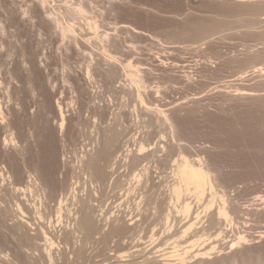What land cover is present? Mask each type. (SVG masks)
I'll return each mask as SVG.
<instances>
[{
    "label": "rangeland",
    "instance_id": "374dc122",
    "mask_svg": "<svg viewBox=\"0 0 264 264\" xmlns=\"http://www.w3.org/2000/svg\"><path fill=\"white\" fill-rule=\"evenodd\" d=\"M80 6L85 16H74L72 10ZM262 14L261 4L242 0H0V264H46L39 225L56 243L69 238L68 248L61 244L60 251L54 249L65 264L75 241L69 210L92 192L107 212L141 219L145 229L139 228L145 231L138 232L146 244H110L107 237L100 238L87 246L77 264H163L152 253L166 248L159 228L164 200L155 201L150 194L141 206L123 201L110 185H100L84 169L99 148L101 127L116 125L127 131L123 141L132 135L146 144L161 140L165 153L170 147L168 152L176 155L183 146L192 160L202 159L229 209L243 212L233 214L239 224L235 232L246 230L248 241L234 251V260L223 255L209 264H221V257L226 264H264V73L251 70L256 64L263 66L264 57L250 59L264 48V38L258 36L264 31ZM70 23L75 32L63 37L60 27ZM211 26L212 32L199 33ZM129 63L146 82V106L134 98L123 71ZM237 88L252 90L253 95H236ZM58 105L64 114L62 129ZM156 106L165 111L172 128L149 110ZM14 186L25 192H16ZM72 186L77 199L70 198ZM29 187L32 193L26 191ZM61 193L69 195L59 226L55 199ZM219 204L217 199L212 208ZM200 206L196 203L193 209L201 211ZM36 207L51 225L34 214ZM142 216L149 217L147 224ZM176 217L179 228L184 221ZM151 221L160 222L157 237L162 242L144 251ZM214 232L208 231L210 240Z\"/></svg>",
    "mask_w": 264,
    "mask_h": 264
},
{
    "label": "bare ground",
    "instance_id": "6f19581e",
    "mask_svg": "<svg viewBox=\"0 0 264 264\" xmlns=\"http://www.w3.org/2000/svg\"><path fill=\"white\" fill-rule=\"evenodd\" d=\"M242 1L243 2H250L252 4L256 3L258 5L261 4V6L264 7V0H242ZM41 2L45 3V2H47V0H41ZM77 8L78 9L76 10V12H74L76 8L74 9V11L72 10L73 15H74V13H76L75 15L78 14V16H79L81 14L82 16H85V15H83L85 13V10H84L85 7L83 8L82 6H80ZM70 14H72V13H70ZM262 17L263 18H261V16H260V20L263 21L264 20V14H262ZM57 22H58V20L56 21V23ZM57 24H59V23H57ZM90 25H92V24H90ZM58 26L60 27V25H58ZM211 27L209 29L208 28L203 29V30L201 29L200 30L201 32H199V33L207 34V32H212L214 30V28L213 27L211 28ZM60 29H61V32L63 33V37H64V35H67V34L69 35L71 32H73V33L75 32L74 31V25H72L71 23L69 25L67 24L65 27H63V26L60 27ZM95 30H97V29H95ZM93 33H95V32H93ZM258 36L261 37L260 39H263L264 38V31L259 33ZM105 51H107V50H105ZM263 57H264V48L262 50H260L257 54L251 56L250 59L254 61L257 58L262 59ZM110 58L113 59L114 57L110 56ZM263 66H262V64L261 65L256 64V65L252 66L251 70H253L252 71L253 73L257 72V73L263 74L264 73L263 72L264 71ZM123 71L125 72V74L128 78V81H130L131 87L135 90V91L133 90L134 93L136 94L134 98H136L138 103H141L142 106H146L145 101L143 99V92L146 89L145 80L143 79L142 76L138 75L137 72L136 73L134 72L133 65H131L130 63L128 65L123 66ZM235 93H236V95H241V96L253 95L252 90H246L244 88L243 89H239V88L235 89ZM58 108H59V113H60V117H61L60 128L62 129L64 126V114L62 112V108L60 105H58ZM145 108H147V107H145ZM149 110H152L154 113L157 114V116L159 115L160 117L159 116L158 117L160 118L161 121L164 120L165 121L164 123L169 122V118H168L167 114L165 113V111L162 110L161 108H159L158 106H156L154 109L149 108ZM121 113H123V112H121ZM123 115H126V113ZM123 119H125V118H123ZM100 120H101V118H100ZM110 122H112V121H110ZM151 123H148V124H151ZM164 123H161V124H164ZM139 124H141V123H139ZM120 125H122V124H120ZM165 125L167 127V124H165ZM129 126H133V125L130 124ZM169 126H170V128H172L171 123L169 124ZM118 127H117V125L116 126H106L103 129L101 127L102 130L100 129L101 132H100V134H98V136L100 135V137L98 138L99 139V141H98L99 142V148H97L98 150L95 151L96 153H93V154H95L94 156L92 154V157H89V160H86L87 162L85 164L84 169H86V171L89 172V174L91 175L93 180L96 181L97 183H99L100 185H102V186L107 185V187H108V185H110L111 188L114 189L113 191L114 192L116 191L115 194L118 193L121 196V198L124 199L123 201L126 200V202H128V200H133V201L137 202L135 204H137L138 206H141L142 205L141 203H143L146 200L148 201V196L150 194H151L150 197L151 198L154 197L153 199L155 201L159 200V202H160L162 199L164 200L163 212L161 211L163 217H162V220H159V219L158 220L162 221V225H161V227L159 226V228L163 229V231L161 232L163 234H162V237H160V239L164 237L161 240H164L163 246L164 245L166 246V248L163 249L161 247L160 249H163V252L164 251L165 252L167 251V252L164 254H163V252H161L162 254H160V249H158V251L155 250L156 252L153 251L154 253H152V255L154 254L156 256H154L152 258H157V259L160 258L161 260L159 259V261L160 262L163 261V264H172V263L173 264H189V263L209 264L208 262H212L210 260H214V258L216 259L217 257L223 256V255H229L226 258H230V260H234V256H235L234 251L248 241V239H247L248 236L246 237V235H245L246 230L244 231L245 233L242 232L241 230H239V231H241L242 233L238 232V231L235 232L236 231L235 227L237 226L238 223L236 222V219L233 216V214H235V216H236V213L240 214L242 211L238 207L237 208L240 211L237 208H232L231 210L229 209V207H231V206H228L227 202H229V201L225 200L226 198L224 196L225 195L224 193L220 194V190L218 192L217 187L213 183V180H211V176L209 175L207 168L204 166L205 163L202 161V159H200V158L196 159L195 158V160H192L190 158V156L187 155L188 153L186 154L182 151L184 149V148H182L183 146L181 147L182 150H178V154H176V155L173 153V151L168 152L169 150H171L170 147L168 148L169 150H167V152L165 153L164 151H166V150H164V147L161 146L162 145L160 142L161 140L159 141V143L155 142V144L154 143L146 144V142L139 141L142 137L139 139L138 136H136L137 138H135V136L132 135L133 137L131 136L130 139L128 138V140L127 141L124 140L125 141L124 142L123 139L125 137H127V135L124 136L125 133L123 134V132H127V131H125L126 129H123V131H121L122 129L120 130V128H118ZM161 138H163V137H161ZM147 140H149V139H147ZM147 143H149V142H147ZM177 143L178 142H176V144ZM179 144L180 143H178L177 146ZM96 145H98V144H96ZM93 148L95 149V147H93ZM178 149H179V146H178ZM176 151H177V148H176ZM54 157H55V155H54ZM50 161H52V160H50ZM52 166H53V164L50 166V171L52 170ZM31 181L32 180H30V182ZM35 181L36 180H34V182ZM53 183H55V182H53ZM38 184H40V183H38ZM43 184L44 183H42V185L40 184L41 187L43 186ZM45 184H47V183L45 182ZM99 184H98V186H99ZM30 187L26 188V191L27 190L30 191L31 190ZM22 188L23 187L18 188V190L25 192V189H22ZM103 188H105V187H103ZM14 189H15V186H14ZM93 189L94 188H92V190ZM16 190L17 189H15V191ZM44 190H46V189H44ZM107 190H109V189H107ZM94 191H95V189H94ZM48 192H49V190H48ZM76 192H77L76 188L73 187L72 190H70V192H69L70 196H71L70 198L77 199ZM100 192H102V190ZM57 194H55V195L57 196ZM47 195H49V193ZM67 195H69V194H67ZM67 195H64L61 193L60 196H58L55 199L56 202L58 201L57 205H56L58 208L56 207L57 210L55 212H56V222L59 224V226H60V221H61L60 219L64 215V214L61 215V212L63 213V211H62L63 204H65V201L68 202ZM87 195H88V197L86 196L87 198L79 199V202H78L79 207L76 206V207H78V208H76L77 210L75 209V207L72 206L73 207L72 208L70 206L71 210H69V211H73L72 216H73L74 225H72L73 230L71 229L72 230L71 232L68 230V232L73 234L72 237L75 238V241L77 238V242H75L73 240L74 245L70 246V247H72L71 254L73 257L71 255H69L72 257L70 260L68 258L69 256L67 257V255H65L67 257V258L64 257L65 258V260H64L65 264H77V262L79 263V260L82 259L83 255H85V253L87 252V248H88L87 246L91 245V247H92V244L97 242L95 240H97V239L100 240V238L103 239L104 237H107L110 240V241H108V243H110V244L111 243L112 244L113 243L119 244L118 242L125 244V243L129 242V240H130L129 243H131V244L136 243L135 247L136 246L138 247L139 244H141V245L146 244V242L144 240H142L143 238L139 237L140 236L139 234H141L142 231H145V230H143V229H145L144 226L141 227L143 225V224H141L142 223L141 219L140 220L137 218L135 219L134 218L135 216L131 217V214H130V218L128 217L129 215L128 216L126 215L128 218L126 216H125L126 218H124V217H122V216H124V214L123 215L120 214L121 211H119V212L116 211V213L114 211L113 213H110L111 211L109 209L110 212H107L105 210L106 207H104L105 205L103 203L100 204L101 200L99 201L98 199L94 198L95 195L93 196V192L91 194H87ZM98 195H101V193H99ZM104 195H105V193H104ZM41 196H42V194H41ZM48 197L46 199L48 201H51V200H49ZM217 199L220 201V204L213 209L212 208L213 203ZM193 201H195L194 202L195 204L198 203L199 205H202L203 209L201 211H199V209L194 210L193 206H195V204L192 205ZM126 202H124V203H126ZM41 203H42V201H41ZM46 203H45V205H46ZM72 203H73V201H72ZM117 204H118V202H117ZM22 205H23V203H22ZM74 205H75V203H74ZM159 205H161V204H159ZM159 205H158V207H159ZM17 206H19V205H17ZM33 206H34V204H33ZM202 206H200V208ZM37 207L34 210L35 211L34 214H36L37 216L39 215L38 217H40L42 215V213L38 212ZM43 207H41V208H43ZM68 207L69 206H67V208ZM133 208H134V206H133ZM149 208H150V206H149ZM19 209L22 211L20 206H19ZM23 209H24V207H23ZM73 209H75V210H73ZM116 209L120 210L118 208H116ZM130 209H132V208H130ZM156 209L158 211L159 208H156ZM31 210H32V208H31ZM63 210H64V207H63ZM140 211H141V209H140ZM209 211H211V212H209ZM44 213H46V212H44ZM139 213H141V215H142V212H139ZM68 214H70V212H68ZM154 214H156V210H155ZM244 214H245V212H244ZM244 214H243V216H245ZM246 215H247V213H246ZM158 216H159V214H158ZM176 216H179L180 218H182L181 221H184V223L181 227L178 226L179 228H177V225H176L177 224L176 223L177 220L175 221V219L177 218ZM45 217H47V216H45ZM70 218H72V217L70 216ZM143 218H144V221L146 222V220H145L146 217H143ZM148 218H146V219L149 220ZM159 218H160V216H159ZM42 219H43V215H42ZM64 219L65 218H63V220ZM126 219H129V220H126ZM154 219H156V218H154ZM237 219H239L238 216H237ZM45 220H47V218ZM45 220L43 219L42 221L44 222ZM147 222H146V224H147ZM26 223L29 224V222H26ZM46 223L51 225V223H52L51 219L47 220ZM70 223H71V221H70ZM42 224H44V223H42ZM68 224H66V225H68ZM139 224H140V226H139ZM158 224H160V222ZM158 224L156 222H152L151 224H149L150 242L147 244V246L144 247L145 248L144 251H146V247H150V246L153 247L152 245H153V243L156 244L155 243L156 241L159 243L162 242V241L160 242L158 240L159 237H157L158 235L161 234L160 231L158 230ZM38 227H40V229H38L36 226L37 230L40 231V232L38 231V234H40L42 237V240L41 239L40 240H41V242L42 241L44 242V249L42 251V253L44 252V255L42 258L45 259L46 264H60L61 263L60 258L58 259L54 255V249H58L60 251V247L63 244H64L63 245L64 247H62V248L64 250H65V248H68V246L71 245V243H69V241H68L69 238L65 239V240H63V238H62L61 243H60V241H59V243H56V241H54L53 237H51L50 232H48V230L45 229L43 225L42 226L39 225ZM139 227L143 228V229H140ZM138 228L141 230V232L139 230L140 233L138 232ZM211 229H214V231H215L213 234L212 240H210L211 239L210 237H212V236L211 235L209 236L207 234L209 230L211 232ZM158 231L160 234L158 233ZM135 232H136V235L138 233L137 236L135 235L136 237H139L138 239L134 238L135 236L134 237L132 236L135 234ZM66 233H67V231L65 232V234ZM229 233L232 235L228 236ZM247 234H249V233H247ZM36 235H37V233H36ZM129 235L132 237H130ZM163 235H165V236H163ZM65 236H67V235H65ZM259 236L260 237L262 236V232L259 233ZM97 243H96V245H97ZM233 245H235V247H233ZM144 248H141V251ZM112 250L110 249V251H112ZM149 250H151V249H149ZM89 251H90V249H89ZM91 252H92V250H91ZM142 252H141V254H142ZM156 253H158L159 255ZM56 255H57V253H56ZM92 255H93V253H92ZM137 256H139V255H137ZM137 256H134V257H137ZM40 258H41V255H40ZM148 258H145V259H148ZM150 259H151V254H150ZM220 259H221V261L220 260L219 261L221 264H226L223 261V259H225V258L221 257ZM144 261H146V260H144ZM148 261H146V262H148ZM156 261H158V260H156ZM226 261H228V260H226Z\"/></svg>",
    "mask_w": 264,
    "mask_h": 264
},
{
    "label": "snow or ice",
    "instance_id": "6c2138e0",
    "mask_svg": "<svg viewBox=\"0 0 264 264\" xmlns=\"http://www.w3.org/2000/svg\"><path fill=\"white\" fill-rule=\"evenodd\" d=\"M233 247H235V245H233Z\"/></svg>",
    "mask_w": 264,
    "mask_h": 264
}]
</instances>
